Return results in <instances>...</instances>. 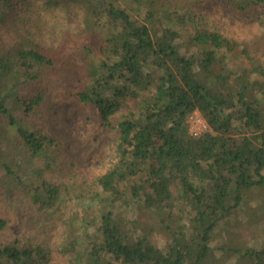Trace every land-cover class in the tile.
<instances>
[{
    "label": "trees",
    "instance_id": "obj_1",
    "mask_svg": "<svg viewBox=\"0 0 264 264\" xmlns=\"http://www.w3.org/2000/svg\"><path fill=\"white\" fill-rule=\"evenodd\" d=\"M221 1L254 17L264 12V0ZM18 2L0 0V22L11 21L14 28L8 29L28 43L0 47V142L1 123L8 120L26 158L43 156L45 170L61 174L69 168L57 136L35 133L25 124L45 93L30 95L39 67L54 71L58 58L22 31ZM130 3L153 7L152 0H36L41 17L54 8L78 14L77 40L64 45L65 35L51 50L58 53L65 46L60 80L68 97L94 110L102 128L112 133L114 151L109 167L94 176V192L84 205L78 203L99 217L92 233L75 208L55 220L61 203L71 207L72 184L50 180L43 168L22 177L21 166L12 169L2 161L5 174L25 188L45 221H57V229L53 244L0 239V264H47L51 245L64 264H201L217 226L245 211L249 190L264 185V68L239 65V43L195 21L189 9V28L184 17L173 27L180 8L154 4L156 10L139 19L126 7ZM23 6L33 8L25 0ZM195 109L207 124L199 136L189 134L186 123ZM118 200L152 211L155 222L124 218ZM182 215L185 219H178ZM5 224L0 219V237L6 236ZM155 229L170 239L155 242ZM229 250L246 264H264V246Z\"/></svg>",
    "mask_w": 264,
    "mask_h": 264
},
{
    "label": "rangeland",
    "instance_id": "obj_2",
    "mask_svg": "<svg viewBox=\"0 0 264 264\" xmlns=\"http://www.w3.org/2000/svg\"><path fill=\"white\" fill-rule=\"evenodd\" d=\"M17 3L19 19L24 25L20 28L30 35H34L37 42L46 50L58 58L55 70L40 66L42 71L39 80L33 81L30 87V95L45 92L40 104L25 116V124L33 132L47 136H57L60 141L58 151L66 162L68 171L61 174L53 173L51 169L45 170L44 157L28 160L26 158V148L22 145V140L16 133V128L8 124V120L2 121L1 129L4 139L0 142V165L2 161H8L12 169L16 165L21 166L20 175L24 176L25 171L30 173L34 169L43 168L45 177L55 182L66 180L73 185L70 196L73 197L72 204L64 201L59 206L60 214L76 209L77 218L81 225H89L87 231L92 233L94 228H98L99 217L93 211L82 210L78 205H84L94 192V176L105 172L111 162L114 151L112 133L99 124L98 117L94 110L81 108L75 100L68 97L67 87L60 80V71L64 65L62 56L65 51V44L68 41L77 40L79 27V16L77 13H67L63 8L43 11L42 17L39 15V7H36V0H25L32 4L31 10H24L23 1ZM128 2L129 0H119ZM153 7L146 5H125L133 15L139 19L150 11L156 10L154 4L159 7L169 3L175 9H181L177 20L172 21L170 26L175 24L179 27L182 24L181 17H184V26L189 28L190 21L187 20L188 9L192 12V17L201 25L210 29H216L225 37L236 40L239 43V51L242 49L235 61L243 67H252L258 64L264 68V12L254 17L250 12L243 13L235 6H229L221 0H152ZM196 1V3H192ZM7 12L10 9L7 8ZM183 14L182 16H180ZM195 17V18H194ZM39 20V24L33 26V21ZM6 20L0 22V47L6 49L20 46H27L28 43L20 34L9 30L13 27ZM178 23H177V22ZM21 24V23H20ZM174 27V26H173ZM14 28V27H13ZM26 29V30H24ZM63 48L60 52L52 51L62 39ZM68 62V61H66ZM62 63V64H61ZM37 68L38 65L36 64ZM55 72H58L55 75ZM254 75V74H253ZM65 81V79H64ZM40 87V88H38ZM20 97L24 95V90L18 93ZM83 110V111H82ZM56 140V142H57ZM24 158V161L22 159ZM74 163L73 167L69 164ZM68 172V173H67ZM33 179L32 175L28 176ZM13 177L5 174L0 166V219L5 221L3 233L6 236L0 237L2 240L19 238L41 240L45 244H53L54 229H57V221H45L38 213L37 206H33L29 197L25 193V188ZM249 200L245 203V211L239 213L235 218L224 221L216 228V233L211 241V252L201 264H246L245 260L237 254L229 253V249L245 250L260 249L264 246V185L249 190ZM79 196V198H78ZM75 197V198H74ZM78 198V199H77ZM77 199V200H76ZM53 204V203H52ZM119 213L126 219L145 220L151 226L155 220L154 214L150 210H144L140 206L132 207L121 200L115 203ZM52 214V207L48 210ZM54 216V215H53ZM82 219V220H81ZM180 220H184L182 215ZM89 228V229H88ZM151 234L152 239L161 243L168 241L170 235L160 229ZM139 233L142 230L139 229ZM83 234V233H82ZM1 240V241H2ZM49 251L50 261L47 264H64V259L56 251L55 245H51Z\"/></svg>",
    "mask_w": 264,
    "mask_h": 264
},
{
    "label": "built area",
    "instance_id": "obj_3",
    "mask_svg": "<svg viewBox=\"0 0 264 264\" xmlns=\"http://www.w3.org/2000/svg\"><path fill=\"white\" fill-rule=\"evenodd\" d=\"M186 123L188 132L192 136H199L207 128L205 120L196 109L189 115Z\"/></svg>",
    "mask_w": 264,
    "mask_h": 264
}]
</instances>
